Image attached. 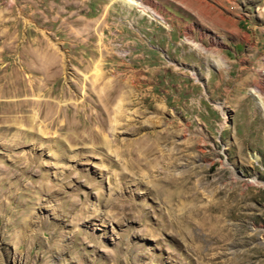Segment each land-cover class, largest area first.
I'll return each mask as SVG.
<instances>
[{
	"label": "rangeland",
	"instance_id": "1",
	"mask_svg": "<svg viewBox=\"0 0 264 264\" xmlns=\"http://www.w3.org/2000/svg\"><path fill=\"white\" fill-rule=\"evenodd\" d=\"M0 264H264V0H0Z\"/></svg>",
	"mask_w": 264,
	"mask_h": 264
},
{
	"label": "bare ground",
	"instance_id": "2",
	"mask_svg": "<svg viewBox=\"0 0 264 264\" xmlns=\"http://www.w3.org/2000/svg\"><path fill=\"white\" fill-rule=\"evenodd\" d=\"M101 130L102 129H99V127H98V129H94L93 131V134H94V138L95 139H100L101 138ZM93 136V135H92ZM198 161V158L197 159H194V160H185V162H183L182 163V165L179 167V168H177V169H174L173 170V172L174 173H177V172H184V168H185V170H186V168L187 167H192L194 164H197L196 162ZM189 171V170H188ZM234 178V180H236V177H233ZM251 182L253 183V186H255L256 188H262L263 187V184H261V183H258L256 180H251ZM229 204H228V202H227V200H223L222 202H221V207H222V210L224 211V210H227V209H229L230 208V206H228ZM226 207H228V208H226ZM235 208V206H232V208L231 209H234Z\"/></svg>",
	"mask_w": 264,
	"mask_h": 264
}]
</instances>
